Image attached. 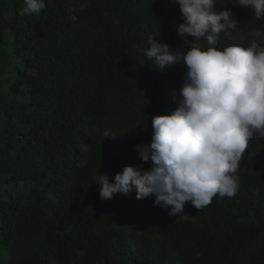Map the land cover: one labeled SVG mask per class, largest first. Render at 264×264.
<instances>
[{"label": "trees", "instance_id": "obj_1", "mask_svg": "<svg viewBox=\"0 0 264 264\" xmlns=\"http://www.w3.org/2000/svg\"><path fill=\"white\" fill-rule=\"evenodd\" d=\"M45 3L35 15L0 0V264H264V139L239 162L237 194L186 204L187 220L134 189L102 200L94 182L151 167L136 146L178 106L186 69L159 70L142 49L149 36L180 47L178 5ZM223 9L236 26L215 47H248L253 30L264 44V19L238 0H216Z\"/></svg>", "mask_w": 264, "mask_h": 264}, {"label": "clouds", "instance_id": "obj_2", "mask_svg": "<svg viewBox=\"0 0 264 264\" xmlns=\"http://www.w3.org/2000/svg\"><path fill=\"white\" fill-rule=\"evenodd\" d=\"M238 2L253 10L256 19H264V0ZM172 3L182 17L175 29L180 47L170 49L149 36V47L142 51L159 70L185 67L178 106L170 114L154 116L150 143L136 146L141 160L151 162L150 168L126 165L114 182L99 174L94 182L102 200L134 189L137 199L154 196V205L187 220L186 204L199 210L217 195L237 194L239 162L251 140L264 139V44L256 39L261 32L253 30L248 47L217 48L221 34L230 36L229 29L236 26L231 12L215 11L216 0ZM24 4L22 14L39 15L46 8L45 0ZM71 19L75 22L77 17ZM201 39L209 45L206 49ZM81 150L88 151V145L82 144Z\"/></svg>", "mask_w": 264, "mask_h": 264}, {"label": "bare ground", "instance_id": "obj_3", "mask_svg": "<svg viewBox=\"0 0 264 264\" xmlns=\"http://www.w3.org/2000/svg\"><path fill=\"white\" fill-rule=\"evenodd\" d=\"M5 49V48H4ZM16 147V146H15ZM1 248H3V247H1Z\"/></svg>", "mask_w": 264, "mask_h": 264}]
</instances>
